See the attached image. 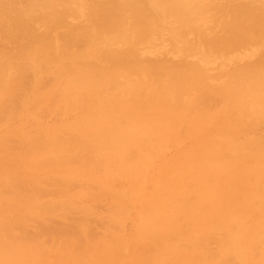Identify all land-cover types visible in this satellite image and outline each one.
I'll list each match as a JSON object with an SVG mask.
<instances>
[{
  "label": "bare ground",
  "instance_id": "obj_1",
  "mask_svg": "<svg viewBox=\"0 0 264 264\" xmlns=\"http://www.w3.org/2000/svg\"><path fill=\"white\" fill-rule=\"evenodd\" d=\"M34 1L38 0L18 8L14 17L0 12V119L8 112L4 105L7 98L26 90L37 130L27 136L19 131L23 123L11 131L20 137L14 150L11 144L8 146L9 135L0 137V218L7 220L5 223L0 219V264H264V137L244 135L246 127L264 123V0H225L223 8L220 4L221 9L216 10L221 16L216 23L223 32L221 36H216L217 29L214 37L205 34L204 21L197 20L199 9L192 4L195 0H123L127 2L92 6L91 23L83 26L79 34L59 38L49 32L65 27V12L77 11L69 3L42 0L51 9L46 12L51 22L44 21V26L53 29L32 34L34 22L30 21L38 6ZM6 2L16 1L0 0L1 10L9 6ZM12 7L16 6L8 9ZM166 18L174 20L172 25L176 24L179 35L192 32L199 41L194 47L181 38L185 44L180 48L182 55L211 53L224 61L218 62L217 72L212 73L209 67L214 58L206 62V57L198 56L196 62L188 63L183 58L186 63L166 64L169 58L161 63L149 59L147 52L138 53L137 44L161 37L159 26ZM210 21L211 30L215 21ZM183 25L190 26V31H180ZM171 31L173 38L175 30ZM82 37L101 47L87 53L71 51L70 47L77 48L75 44ZM58 39L64 43L53 46ZM115 44L128 45L118 49L120 46L115 48ZM253 44L247 54L241 55L240 65L225 67L234 63L227 60L229 53H242ZM52 52L60 67L64 59L70 61L68 68L73 75L63 84L59 77L53 78L49 90L41 93L39 88L45 81L40 66ZM256 53L262 55L254 57ZM252 57L257 60H249ZM79 58L105 64L94 63L83 70L76 61ZM122 68L134 78L120 80ZM13 69L17 73L13 74ZM28 70L33 72L34 80L25 86L21 74ZM213 99L218 103H210ZM68 106L79 109L78 116L69 123L42 127L37 120V114L64 113ZM184 123L188 128L182 133ZM74 130L77 133L62 137ZM185 137L189 144L186 149L164 161L148 183L147 173L154 160L167 149L183 145ZM82 151L86 154L82 155ZM43 168L59 173L62 179V184L55 186H59L63 202H52L49 210H80L84 218L76 225L85 236L92 227L86 218L92 214L97 217L95 199L101 195H73L66 191L72 182L96 181L102 191L109 193L112 209H120L118 215L111 213L115 217L125 216L126 207L136 209L139 221L133 245H128L122 236L108 240L107 226L102 224L97 229L99 246L95 242V247L79 248L77 243H71L75 222L65 216L61 217L62 225L56 227L67 236L68 246L61 249L68 251L64 250L65 258L60 263H51L42 246H35V235L28 237L27 231V235L23 232L16 237L10 233L28 223L25 205L55 194L54 185L41 182L39 171ZM82 198L91 199L94 206L80 205ZM214 231L222 232L216 257L204 252Z\"/></svg>",
  "mask_w": 264,
  "mask_h": 264
},
{
  "label": "rangeland",
  "instance_id": "obj_2",
  "mask_svg": "<svg viewBox=\"0 0 264 264\" xmlns=\"http://www.w3.org/2000/svg\"><path fill=\"white\" fill-rule=\"evenodd\" d=\"M15 1L17 3L15 2V3H12L11 4V3L6 2L9 5L8 7H11L12 5H14L16 7L19 6L17 8L16 7L15 8L12 7V9H14V13L15 14L12 13L13 10L11 8L9 10L8 7H5V6H4V9H2L4 11H2L0 9V12H5V13L8 12L7 13L8 15H10V14L12 15L13 14L12 16L11 15L10 16L11 17H14V16L17 15V13H19L18 8L21 9V7L22 8L27 7L31 3L32 0H15ZM53 1H56V3L59 4V5H61V3H62V5L69 3V5H71L70 7L74 8L77 11V13L71 12V11H68L67 13L65 12V15L63 16V20L66 22V24H64L65 27H61L59 29L57 28V29H54L53 31L49 32V34L51 36L58 37V38H59V36L60 37H63V36L70 35L71 33H73V34H79V31H80V29L83 26H86V24H89V22L91 23L92 19L90 17L91 16V13L90 12L92 11L91 8H93L95 5H97V4H99L98 6H100V5H109V3L111 1L113 2V4H114V2H121V4L124 3V2H127V1H123V0H53ZM62 1L63 2H66V3H63ZM44 2L45 1H42V0L34 1V3L35 4L37 3L38 6L36 5V8L34 10V13L37 15V17L33 13L34 14L33 16H35L34 17V20L32 18L33 21L32 20L30 21V23L34 22L33 24L35 26L34 27L31 24V27H32V29L34 31L32 34H35V33L37 35L38 34H41V33L44 34L45 33L44 32L45 30H51V29H53V28H50V29L48 28L47 29L44 26V24H46V23L47 24H50V22H51L46 17L47 10H51V9H49L50 7L48 8L47 6H44ZM58 2H61V3H58ZM42 3H43V5H42ZM213 3H215L216 5H217V3H219V4H218V6H216V5H212ZM115 4H117V3H115ZM192 4L194 5V8L195 9L196 8L199 9L200 17H197V20H199L201 22L204 21V26L207 29L206 30L204 28L205 31L203 29V31L205 32V34L208 33L209 34V37L210 36L214 37L215 35H213V32L215 33L216 32V29H217V32L216 33L218 35L216 34V36L223 35L222 30L220 31V29H219L221 27L218 25V23H216L218 21L216 19H220L219 16H221V14L219 13V10H216V9H221V8H219V5L220 4H222V5H220V7H222V8H223V6L226 7L225 6L226 5V1L225 0H195ZM223 4H225V5H223ZM23 6H25V7H23ZM212 6H214V7H212ZM215 6H216V8H215ZM55 7L57 8V5ZM5 8H6V11H5ZM227 9H228V7H227ZM44 17L46 18V20L48 22L45 20ZM36 18L38 19L37 21H36ZM213 18H215L216 21L213 20ZM209 19L212 20L213 22L215 21V24L213 23L214 24L213 27H215V28L212 27L213 29L211 28V30H210V26H212V25L209 24V23H211V21L208 22ZM172 20L170 18L162 19L161 26H159L160 31H161V33H160L161 37L159 39H153V42L152 41L151 42H143L142 41L141 43L137 44L136 50L138 51V53H142V52L143 53H146L147 52L148 54H150L149 55L150 56L149 59H158L159 62H161V63H164V62L166 63L167 60L165 61V59H168L169 58V60H168L169 62L167 61L166 64H169V63H172V62L173 63H177V64H179V63H182L183 64V63H186V62L189 63V62H191V60H192V62H194L195 60L197 61L199 59V58H197L198 56H200L202 59H204L206 57L207 58L206 59V62H209V59L210 58H214V60H211V64H209V67H210V71L212 73L217 72L218 71V68H219V66H217L218 62H222L223 63L224 61H218L216 59V56H214L211 53H209V56L207 54H205L204 52H203V54H201L200 51H199V54H197V55L195 53L194 54L192 53L190 55L189 54H187V55L186 54H183L182 55L183 51L180 48H182L185 45L182 42L183 40L188 45H192L194 47L198 46L199 41H198L197 37L195 36V34L192 33V32L188 33L186 36L184 35V33H181V35H179V32L177 31L176 24H175V26L172 25V22L174 21V20L173 21ZM39 22H41V23H39ZM195 22H196V19H193L192 20L193 26H194V23ZM10 25H11V23L9 24V26ZM183 26L184 27H179V30L180 31L181 30L186 31V32L190 31V26H187V25H183ZM208 26H209V28H207ZM23 28H24V26H23ZM171 28L173 30H175V33H174L173 38H171V36H172ZM208 29H209L210 33H209ZM19 30H21V28ZM218 30L220 32H218ZM181 38H183L182 41H181ZM62 43H64L63 39H58V40L55 41V43H53V46L54 45H61ZM75 45H76L77 48L70 47L71 51H73V52L81 51V52H86L87 53V52H90L91 50H93L95 48L101 47V45L99 43H90V40L89 39H85L83 37L81 39V42H78ZM123 45L127 46L128 44H123ZM125 46H122L121 44L120 45L119 44H115L114 45L115 48L119 47L118 49L127 48ZM253 46H255V44L250 45L248 48L245 49L244 52L242 50L241 51L242 53H240V52L229 53L226 58L230 62H234V63H232V65H230V66L227 65L225 67L227 69H231L233 67H237L238 65H240L242 63L239 60L240 57H241V55L247 54L248 49L250 47H253ZM35 48L36 47H34L33 49H35ZM256 54L257 55L254 54L253 56L254 57H257L258 56L257 58H259V55H262V54H259V53H256ZM54 55H55V53L52 52L50 54V56H49V60L47 62L42 63L41 66H40L39 72L41 74L42 80L45 81L44 87L39 88V91L41 93H46L49 90V86H50L53 78L59 77L60 83L63 84V83L66 82L67 79H69L73 75V72L68 68L69 67V64H70V61L68 59H64L62 61V66L60 67L59 62L58 61H54ZM164 55H165V57H164ZM166 56H167V58H166ZM178 57H180V58L182 57L181 60L179 59L180 61L178 60ZM254 57L250 58L249 60H251V59H252L251 61L257 60V58H254ZM183 58H185L186 62L184 60L182 61ZM76 61H79V63H80V66L79 67H81L83 70L86 69V68H83V67H86L88 65H92L94 63L101 64V65H104L105 64V63H99L98 61H95V59H93V58H79ZM177 61H179V62H177ZM225 63H226V61H225ZM59 67H60V73L61 74H58V72H57V69ZM61 68L64 69V70H61ZM122 69H124V68H122ZM11 72L13 74H15V73H17V70L16 69H13ZM21 76L24 79L25 86L27 84H32V82L34 80V75H33V72L31 70H28L25 73H22ZM124 78L130 80V79H132L134 77L132 76V73H130L127 69H124L119 74V79L120 80H123ZM14 95H15L14 97L7 98V100L4 102V105H7L8 112L5 115H3L2 119H0V137H2L5 134L7 136L9 135V137H8L7 140L8 141L10 140L11 143L9 142V145L8 146H10V144H11V148H13L12 150H14V148L17 146L16 145L17 144L16 142H18V139L17 138H20V137L17 136V135L11 134V131H13L17 127L23 126V123H24V128L19 130L21 133H23V134L24 133H27V136H30L31 137L37 131V130H35V117L30 112V110L32 109V106L30 105V102L28 101V96L30 94L25 90V91H23L21 93H16ZM27 102L29 103V105L27 104ZM212 102H213V104H217L218 103V100L217 99H213L210 103H212ZM64 113H58V112H56V113L42 114V115L41 114H37V116H38L37 117V120H38V122L40 123V125L42 127L43 126H47V125L48 126H52V125H57L58 126L60 124L66 123V122L69 123L70 121H73L74 118L78 116L79 109L77 107H75V106H68L66 108V112H64ZM45 117H47V118L45 119ZM186 128H188V124L187 123H184V124L181 125L182 133L185 132V129ZM244 131H245L244 132V135L249 136V137H264V123L261 122V123L255 125V126L246 127L244 129ZM75 133H77L76 130L70 131L69 133H66V134H63V135L61 134V135H62V137H68V136H72ZM242 138L243 137H240V140H242ZM184 139H186V141H185V143L183 145L174 146L171 149H167V151L162 156L157 157L154 160L153 164L151 165V167L149 168L148 173H147V177H148V180H149L148 183L151 181L150 180L151 177L153 176V174L157 171V169L159 168V166L164 161H166L167 159L172 158L174 155H177L181 149L182 150H185L186 149V147L189 144H188L187 138L185 137ZM7 140L4 143V147H5V144H6ZM12 142L15 143V145ZM12 150H10L11 151L10 152L11 155H13L12 153H14ZM81 154L82 155H85L86 154V151H82ZM1 158H3V157H0V159ZM10 158L12 159L14 157H10ZM21 158H23V157H21ZM43 158H46V157H42V159ZM42 159L39 158V161L42 160ZM39 169H41V168H39ZM0 171H1V167H0ZM35 173L38 174L37 171ZM39 173H40V175L42 177V181L41 182H43V181H44V183L45 182L46 183L48 182L47 184H49L50 187H53V186H51V184L54 185V186L55 185H59L60 186V184H62L61 183L62 182V179H60L58 177L59 173H54L52 170L51 171L50 170H44V168L41 171H39ZM48 176H50V177H48ZM54 176H56V178H51V177H54ZM47 177L48 178H51V179H48ZM47 179L48 180H51V181H47ZM30 182H31V184H34L32 181H29V183ZM53 182H56V183L53 184ZM80 182L81 183H84V184L82 185V184H80ZM75 183L72 182V184H73L74 187L71 185V186H69L71 189L68 187V189L66 191L67 192H71V193L73 192V195H75V194H81V193L91 194V195H93V194L94 195H98L99 194L96 197H99L101 195L100 198L95 199V201L98 202V203H95V206H94V203L92 202L91 199H86L85 200V199L82 198V199L79 200V202L82 200V202H84V203H82V202L79 203L78 202L80 205L82 204L83 206L84 205L85 206H87V205L94 206L95 209L97 210V211H95L96 214L94 212V216H97V217H93V214H92L89 217H87L88 219L86 218V223L88 224L90 222L88 225L92 226V227H90V231H89V233H88L87 236H85L84 234H82V232L80 231L79 227L77 228V225H76L78 222H80V220H82L84 218L83 217V214H81L80 210L79 211H77L78 209L77 210L76 209L73 210V208H69V209H61L60 208L59 209V207L58 208L56 207L54 209L52 208L53 210H49L50 209L49 208V205L52 202H53L52 204H54V203L57 204V202L59 204L64 199L63 194L60 191L57 190V188L59 186H55V188L53 187L54 190L56 189L55 190L56 191L55 194H53V195L52 194H49L48 196H42V197H40L39 200L33 201L32 204L27 205V206L25 205V207H26L24 209V213H26L25 215L26 216H30V217L33 216L30 219H28L29 217L26 218V216H25V220H28V223H30L29 224V228L27 227L28 226L27 225L28 223L26 221V224L24 226H22V227H18L17 226L15 228H13L10 231V233L12 232V234H14L16 237H20V235H22L23 232H24V234H26L27 231H28V235L27 234L26 235L28 237H31L30 235H35V238L37 240L34 242V244L36 242H38V244H39L38 245L36 243L35 246L36 245L37 246H40V247L42 246L44 252L47 253L50 256V258H51V261L50 262L51 263H55V262H59L60 263L61 260L65 258L64 257L65 256L64 255L65 254V251H68V250H65V249H63V250L61 249L62 247L65 248V247L68 246V242L69 241L68 242L66 241V240H68L67 236L64 235V233L61 234V231L60 230H57V227L61 226L62 225V222H63V218H61V217H65V216L67 217V218L65 217L66 219H69L70 221L73 220V222H75L74 225H75V228H76L77 231L74 230V233H75L73 235V239L74 240L72 239L73 242H71V243L73 245H76V243H77L76 246H79V248H81V247L82 248H91L92 246L95 247L94 246L95 244H96V246H99L98 245L99 242L97 243V241H99V239H101V236L97 232V229L102 228L104 226L102 224H106V226H107L106 227V230H107L106 231V237L109 238L108 240H110V239L112 240V239H114L116 237H121L122 236L123 240L126 241L128 245H133L134 238H135V235H136V232H137V229H138L137 227H138V221H139V213L137 212V210L134 209V208H128L127 209V207H126L125 208V211H124L125 216H123V217H115L112 214H114V213H115V215L120 214V213H118L120 209L119 210L118 209L115 210L116 209L115 207H113V209H112V206L113 205L111 206V200H110L111 197H110L109 193L102 191L101 188H100V186L98 185V183L96 181H93V180H88V181L87 180H79V181H75ZM108 184H110V181L108 182ZM87 185H88V188H87ZM72 187H73V189H72ZM80 187L81 188L83 187V188L81 189ZM84 187H85V189H84ZM78 189H79V191H78ZM81 190H82V192H81ZM98 190H99V192H98ZM60 193H61V195H60ZM71 193H69L67 195L72 196ZM136 193L139 194V188H138V190H137ZM55 195H57L58 197L57 196L54 197ZM106 196H109V197H106ZM102 200H103V202H102ZM48 202H50V203L48 204ZM105 202H107V203H105ZM130 202H132V201H130ZM45 204L48 205L47 208L45 207L46 206ZM109 205H110V207H109ZM98 210H99L100 213L98 212ZM76 212H78L77 213L78 215L75 214ZM69 213H70L71 216H69ZM116 213H118V214H116ZM98 214H100V215H98ZM6 215L7 214H5V215L3 214L2 216L4 217ZM35 216H36L37 219L35 218ZM101 216H103V217H101ZM43 218H44V220H43ZM97 218H98V220H97ZM4 219L5 218H2L1 220H3L6 223L7 220L5 221ZM34 220H36V221H34ZM3 221H1V222H3ZM32 221H34V222H32ZM76 221H78V222L76 223ZM35 225H36V227H35ZM56 225H57V227H56ZM42 226H43V228H41ZM93 226H94V228H93ZM109 226L111 227V229H109L110 228ZM119 226L120 227L122 226V227L119 228ZM38 227H39V229H38ZM41 229H42V231H41ZM94 229H95V231H94ZM32 230H34V231H32ZM214 232L209 237V240L207 242L208 244L207 243L205 244V246H204V250L205 251L204 252L210 254L213 257H216L218 255L219 243H220V240L222 239V232L221 231H214ZM43 234H44V237H43ZM54 234H55V236H54ZM76 235H77V237H76ZM92 235L95 237V239H94V237ZM80 236H82V237H80ZM59 237L61 239H59ZM76 238H78L79 240L76 239ZM43 240L46 241V244H45V241H43ZM55 241H56V243H55ZM83 242H84V244H83ZM60 243H61L62 246L59 247V244ZM53 245H55V246H53ZM57 250H59V252ZM61 251H63V252H61ZM56 253L58 254V256H56L57 255ZM59 253L61 254L60 256H59ZM53 257H55V258H53ZM57 260H59V261H57ZM232 264H239V262L238 261H234Z\"/></svg>",
  "mask_w": 264,
  "mask_h": 264
}]
</instances>
